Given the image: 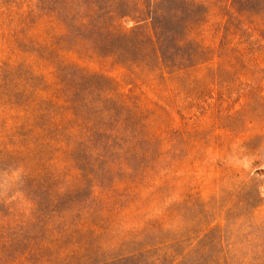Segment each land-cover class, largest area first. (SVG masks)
Returning a JSON list of instances; mask_svg holds the SVG:
<instances>
[{"label": "rangeland", "instance_id": "1", "mask_svg": "<svg viewBox=\"0 0 264 264\" xmlns=\"http://www.w3.org/2000/svg\"><path fill=\"white\" fill-rule=\"evenodd\" d=\"M0 264H264V0H0Z\"/></svg>", "mask_w": 264, "mask_h": 264}]
</instances>
